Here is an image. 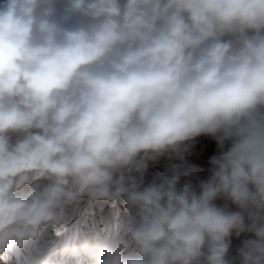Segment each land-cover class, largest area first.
I'll list each match as a JSON object with an SVG mask.
<instances>
[{
    "label": "clouds",
    "instance_id": "clouds-1",
    "mask_svg": "<svg viewBox=\"0 0 264 264\" xmlns=\"http://www.w3.org/2000/svg\"><path fill=\"white\" fill-rule=\"evenodd\" d=\"M200 135L221 152L199 192L175 169L145 185ZM84 202L123 217L86 228ZM57 252L264 264V0H0V264Z\"/></svg>",
    "mask_w": 264,
    "mask_h": 264
},
{
    "label": "rangeland",
    "instance_id": "rangeland-1",
    "mask_svg": "<svg viewBox=\"0 0 264 264\" xmlns=\"http://www.w3.org/2000/svg\"><path fill=\"white\" fill-rule=\"evenodd\" d=\"M228 143H225L224 149L227 150ZM221 152L218 141L210 135H200L194 137L190 141H186L181 147L180 154L166 153L156 161H149L147 171L144 174V183H150L157 174L171 175L173 169L180 173V182L178 187L183 186L185 183H190L192 187L199 192V183L206 181L211 175L210 159L213 156L219 155ZM187 172L188 175L183 173ZM215 203L218 206H227L230 210L236 211V207L226 199H217ZM124 207L122 203H118L117 208L109 206L95 205L88 209L86 202L82 203L80 212L77 219H81L85 227H95L97 230L110 231L119 219L123 217ZM248 238H253L250 233H242L239 237H231V245L229 249V258H235L237 250L242 244V241ZM56 259L60 264H77L75 258H64L56 253ZM11 264H24L23 259L13 258ZM235 264H239L238 258Z\"/></svg>",
    "mask_w": 264,
    "mask_h": 264
},
{
    "label": "bare ground",
    "instance_id": "bare-ground-1",
    "mask_svg": "<svg viewBox=\"0 0 264 264\" xmlns=\"http://www.w3.org/2000/svg\"><path fill=\"white\" fill-rule=\"evenodd\" d=\"M62 262H63V264H65L64 261H62Z\"/></svg>",
    "mask_w": 264,
    "mask_h": 264
}]
</instances>
